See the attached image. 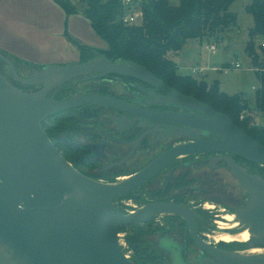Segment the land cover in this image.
I'll return each mask as SVG.
<instances>
[{
  "label": "water",
  "instance_id": "95a60500",
  "mask_svg": "<svg viewBox=\"0 0 264 264\" xmlns=\"http://www.w3.org/2000/svg\"><path fill=\"white\" fill-rule=\"evenodd\" d=\"M0 61L28 91L13 85L0 71V264H135L120 246L117 229L146 221V215L188 210L171 203L148 204L122 214L113 200L179 155L221 151L237 154L264 166V144L256 141L227 115L194 97L184 95L130 60L113 62L101 54L86 61L18 73L13 60L0 52ZM128 76L163 92L154 103L188 112L145 114L149 119L178 125L177 134L193 141L167 150L140 171L114 183L92 179L74 168L46 134L42 121L65 109L110 106L135 113L129 104L103 94L90 93L56 100L46 95L84 74ZM199 132V133H198ZM215 135L204 140L198 136ZM231 173L246 189L248 200L236 211L248 224V248L264 245V177L230 162ZM191 227V221H189ZM212 258L192 264H264V252L245 254L218 250L196 239ZM169 249L175 252L174 244ZM178 261V260H177ZM175 261V263H177Z\"/></svg>",
  "mask_w": 264,
  "mask_h": 264
},
{
  "label": "flooded vegetation",
  "instance_id": "af4514ba",
  "mask_svg": "<svg viewBox=\"0 0 264 264\" xmlns=\"http://www.w3.org/2000/svg\"><path fill=\"white\" fill-rule=\"evenodd\" d=\"M1 64L6 66L3 62ZM15 65L18 73L24 76L34 70L26 72ZM7 69V66L5 69L0 66V71L16 87L28 91L41 88V85H23L15 81ZM91 74L94 73L71 79L46 96L63 100L82 94H103L129 104L135 113L98 105L53 113L54 121L45 124V129L59 152L82 174L114 183L140 171L172 147L193 141L176 133L174 127L178 125L149 119L145 115L188 112L176 106L154 103L157 95H163L159 89L128 76L106 74L90 78ZM75 79H81L80 82L93 80L96 84L73 93L71 86ZM198 136L204 140L217 138L215 135ZM230 162L264 177V166L234 153L211 151L179 155L114 199L113 203L122 214L136 212L148 204L162 203L188 210L189 219L176 213L158 212L146 215V221L128 225L133 226L131 236L142 257L146 245H150L152 258L164 260L167 264H192L198 258H212L196 239L218 250H248V245L238 238L243 230L248 231V224L241 223L236 215L248 200V194L231 173ZM223 235L232 236V240L224 239ZM171 243L175 252L169 249ZM256 247L264 248V245Z\"/></svg>",
  "mask_w": 264,
  "mask_h": 264
},
{
  "label": "trees",
  "instance_id": "16d2710c",
  "mask_svg": "<svg viewBox=\"0 0 264 264\" xmlns=\"http://www.w3.org/2000/svg\"><path fill=\"white\" fill-rule=\"evenodd\" d=\"M54 1L67 15H84L89 19L93 30L107 43L104 50L77 44L80 61L91 59L98 53L113 62L130 60L143 65L176 91L194 97L227 115L248 135L264 144V128L250 127L246 121L239 119L241 110L246 107L241 94L230 95L223 92L217 80L208 85L204 80L197 81L191 75H180L176 64L169 58V52L178 53L188 39L202 40L204 36H215L219 31L234 26L237 16L229 10L234 0H178L177 5L171 4L169 0H81L79 5L71 0ZM132 5L134 11L141 13V18L138 23H124L123 16ZM245 10L253 18V25L248 30L250 40L254 36L263 35L264 0H251ZM247 49L252 54L253 64L259 70L255 72L260 84L254 91L255 107L264 111V61L259 62V56L253 53L252 46H247ZM10 58L14 64L41 68ZM50 117L54 119L55 114L46 119ZM43 121L42 126L52 139L45 129L46 121ZM121 229L122 226L117 231ZM127 244L133 252L129 258L135 264H167L164 260L152 258L150 245H146L145 255L142 257L132 238H127Z\"/></svg>",
  "mask_w": 264,
  "mask_h": 264
},
{
  "label": "crops",
  "instance_id": "0c3cea01",
  "mask_svg": "<svg viewBox=\"0 0 264 264\" xmlns=\"http://www.w3.org/2000/svg\"><path fill=\"white\" fill-rule=\"evenodd\" d=\"M188 41L202 44V40L188 39L180 51H186ZM77 44L99 50L107 48V43L93 30L89 19L80 13L67 15L54 0H0L1 52L42 68L79 62ZM194 47L197 51L198 46L194 44ZM191 51L193 55L198 54L191 47L187 54ZM178 54L172 53L174 59L170 56L176 67ZM19 67L28 72L33 70V67ZM201 68L205 71L206 67H191L192 73L185 75L196 77L199 72L196 70Z\"/></svg>",
  "mask_w": 264,
  "mask_h": 264
},
{
  "label": "rangeland",
  "instance_id": "374dc122",
  "mask_svg": "<svg viewBox=\"0 0 264 264\" xmlns=\"http://www.w3.org/2000/svg\"><path fill=\"white\" fill-rule=\"evenodd\" d=\"M71 1L77 5L81 2V0ZM169 1L173 5H177L178 3V0ZM250 1L251 0H234L230 5L229 10L237 16V22L234 26L219 31L215 36H204L202 38V44L197 41H188L187 44L189 45H187V49H184L186 51H179L178 57L176 58L177 73L184 75L191 74V67H198L200 65L205 66V71L202 70L203 68L196 70L199 72H197L196 77H192L197 81L204 80L208 85H211L213 81L217 80L223 92L230 95L235 93L241 94L243 104H245L246 107H244L240 113L245 112L248 115L249 119L253 122L252 127L257 126L264 128V111L257 109L254 102V91L260 86L255 72L259 70L258 67L253 64L252 54L249 53L247 46H252L253 53L259 56V62L264 61V51L262 52L257 48L256 42L258 35L254 36L251 40L248 36V30L253 25V18L252 15L245 10V6L249 4ZM134 9L132 5L131 8L126 10L124 16H128L130 13L134 12ZM194 44L198 46L197 51ZM206 44H214L215 51L211 52L206 50L204 48ZM189 47L198 54L193 55L192 51L187 54ZM170 56H172V52H169V58H171ZM235 62L240 64V68H234ZM0 66L3 69L6 67L2 65L1 62ZM6 71L10 75L8 69ZM205 73L207 75H205ZM93 75L94 74H91L90 78H93ZM83 79L87 80L89 78L83 77ZM78 80L81 81V79L72 80L75 81L71 86L72 91H74L73 93H79L88 87H94L96 84L93 80H83L82 82ZM52 121H54V119L50 117L46 119L44 123L47 124ZM131 232H134L133 226H125L118 232L120 234L118 237L120 246L129 257L133 253L128 248L127 244V238L130 237L133 239ZM257 248H261L260 253L264 252V248ZM251 249L253 248H248L247 251H242L241 253L253 254L249 252Z\"/></svg>",
  "mask_w": 264,
  "mask_h": 264
},
{
  "label": "built area",
  "instance_id": "2783aa9c",
  "mask_svg": "<svg viewBox=\"0 0 264 264\" xmlns=\"http://www.w3.org/2000/svg\"><path fill=\"white\" fill-rule=\"evenodd\" d=\"M128 1H130V0H123V2H128ZM140 18H141V13L139 11H134V12L130 13L128 16H123L122 20L124 23H138L139 22L138 20H140ZM256 43H257L256 44L257 48L263 52L264 51V34L261 36H257V42ZM204 48L208 51H211V52L215 51L214 44H206V45H204ZM234 68H240V64L238 62H235ZM239 119L241 121H246L247 124L250 126L253 125V122L250 119L248 120V115L245 112L240 113ZM119 235L120 234L117 233V237H119ZM119 243H120V240H119ZM125 255L127 257H129L126 253H125Z\"/></svg>",
  "mask_w": 264,
  "mask_h": 264
},
{
  "label": "bare ground",
  "instance_id": "6f19581e",
  "mask_svg": "<svg viewBox=\"0 0 264 264\" xmlns=\"http://www.w3.org/2000/svg\"><path fill=\"white\" fill-rule=\"evenodd\" d=\"M234 216V215H233ZM232 217V216H231ZM230 217V218H231ZM230 226V225H229ZM232 235V234H231ZM238 236V235H237ZM249 236H250V233L247 231V230H243V232L238 236V238L245 242L249 239ZM223 238L226 239V240H232V236H229V235H223ZM250 253H260L261 252V248H253L251 250H249Z\"/></svg>",
  "mask_w": 264,
  "mask_h": 264
}]
</instances>
